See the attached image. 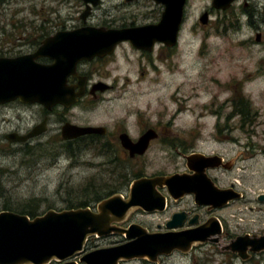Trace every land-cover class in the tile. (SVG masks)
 I'll use <instances>...</instances> for the list:
<instances>
[{"label": "rangeland", "instance_id": "obj_1", "mask_svg": "<svg viewBox=\"0 0 264 264\" xmlns=\"http://www.w3.org/2000/svg\"><path fill=\"white\" fill-rule=\"evenodd\" d=\"M57 1L0 0V22H3L0 27L8 29L4 21L10 19L16 29L51 28L53 22L59 26L60 22H64L67 12ZM119 1L124 2L114 0ZM144 1L138 0V4L128 5V14H137L135 12L141 10L138 9L139 4ZM189 7V19L176 56L167 64L159 65L160 75L151 73L147 84L138 88L133 85L128 88V92L113 96L117 100L97 112V122L112 127L114 122L131 114L130 123L135 124L137 118L140 122L138 115L142 114L143 122L169 125L166 136L182 142L186 150L191 147L206 156H219L235 164L230 173L224 171L214 174L222 180V186L234 183L249 195L264 194V33L262 31V43L256 45V33L247 24H240L239 27L236 23V8L227 11V16L215 11L209 17L207 26L202 27L199 23L200 14L212 9V0H189ZM239 19L244 23L247 20L244 17ZM192 29H196V37ZM121 75L124 76V72ZM246 102L248 116L242 122V116L238 117L234 112V105L238 104L244 111ZM250 123L253 125V135L249 134ZM13 128V123L2 125V134ZM249 143L253 150L247 148ZM98 147L95 145L93 150L86 149L73 160L61 154L57 156V149L45 150L43 153L39 150L31 157H26L22 153H7L6 149L1 148L0 170L3 172L0 174V211L4 206L19 210L39 206V215L49 210L64 211L68 204L91 199L95 191L108 188L111 184L113 186L111 180L117 176L103 172L101 164L105 160L96 155ZM176 152L159 144L147 153L144 161L128 165V171L142 172L147 176L183 172L185 162ZM90 204L92 210L97 206L96 203ZM252 208L253 215L244 209L238 218L241 219L240 225L249 221L250 225H254L250 230L258 231L264 228V214L258 209L264 207L253 205ZM159 219L163 221L165 218ZM144 222H147L145 226L148 228L158 224L157 218H148ZM120 242L119 238H92L85 245V253L112 247ZM212 252L198 248L190 256H175L164 262L237 264L226 256L218 255L220 250L216 246Z\"/></svg>", "mask_w": 264, "mask_h": 264}, {"label": "flooded vegetation", "instance_id": "obj_2", "mask_svg": "<svg viewBox=\"0 0 264 264\" xmlns=\"http://www.w3.org/2000/svg\"><path fill=\"white\" fill-rule=\"evenodd\" d=\"M57 2L63 5L67 12V16L63 20L64 22H60L59 26L53 24V22L51 23V28L42 27L27 30L25 27L23 29L14 28V23L11 19L4 21L9 28L5 29V27H0V60H15L34 56L45 41L57 35L73 34L86 28L104 31H122L156 26L159 24L162 14L164 13V6L153 0H146L147 3H145V1L140 3L138 9L141 10L135 12L137 14H133L134 12L131 13V15L128 14L127 6L138 4V0H124L123 3L120 1L114 2V0H95V5L92 3L86 4L83 0H58ZM3 4L5 5L6 2L4 1ZM234 8L236 9L234 10ZM229 10L237 11V15L235 16L236 23L239 27L240 24H247L249 28L256 33V37L254 36V43L256 45L262 43V31L264 33V0H236L227 11ZM189 11V0H186L182 11V23L177 33L176 44L174 46H168L163 42H151L148 41L146 37L144 41L147 43L141 50L134 48L129 42H121L115 45L112 52L108 55L95 56L90 60H82L77 63L74 71L71 72L65 80L67 89L72 91L71 97L68 96V103L44 107L37 104H22L17 100L13 103L1 105L0 150L2 148L6 149L7 153L13 155L22 153V155L26 156V151L30 149L44 151L57 149V156L61 154L64 155L66 159L73 160L78 157L81 147L82 149L90 148V150H93L95 145H99L104 149V156L99 155L98 157L101 159L103 158L105 160V165L110 166L109 163L138 164L140 160L144 161L147 153L153 147L160 144L163 147L176 150L178 157L182 158L185 162V170L183 172L178 171L172 174L147 176L142 172L133 173L125 171L112 180H117L119 177L127 178L130 180L129 184L126 186L121 185L118 191L104 200L114 196H120L122 200H128L132 183L142 178L152 179L175 175H185L187 178H193L195 173L188 169L185 158L194 155H203L205 157L212 156H206L194 149H190L191 147L186 150V146L182 142L169 139V135L166 136V133L169 132V125H162L160 123L151 125L149 122H143L142 114L138 115V117H140V122L137 118L135 124H133L130 123L131 114H127L126 118L114 122L111 127L105 124H99L96 117L98 111H101L113 100H117V98H113V96L128 92V88L133 85L138 88L143 84H147L149 80L148 77L151 73H156L157 76L160 75L158 66L167 64L176 56L180 48L183 32L185 31L184 28L186 29V24L189 19ZM215 11L217 14L224 13V16H227V11H218L212 8L211 10H204L200 14L199 21L201 17L206 15V27L209 17L211 14H214ZM76 15L78 18H76ZM239 16L247 19L245 20L246 22H242ZM75 22L76 24H74ZM0 24L2 25L3 22H0ZM195 33L196 29H192V34L196 37L197 35ZM34 63L48 67L53 65L54 61L46 56L34 59ZM122 72H124V76L121 75ZM234 112L238 117L242 116V109L238 107V104L234 105ZM11 123L14 124V128L2 134L1 126ZM249 125L251 127L249 134L253 135V125L251 123ZM109 127H111V129ZM244 127L245 125L243 128ZM71 128H101L104 129L105 133L104 135H90L72 140H65L63 132L65 129ZM35 129L39 130V136L29 139L26 142H15L27 136ZM147 133H152L151 136L153 139L150 141L146 153L142 156L134 155L130 157L129 152L122 147L121 138L125 136L131 143L136 144ZM250 145L251 143L248 144L247 148L253 150V147ZM262 154L264 160V149L262 150ZM219 158L223 160L229 170H224L222 168L206 169L205 176L217 190L231 191L233 195L236 194L239 198L228 200L227 202L222 198L223 200L220 199L217 201V203L219 202V204H222L220 207L199 206L194 194L187 193L180 196L178 199H173L166 187L158 188L156 189L158 195L164 200L163 211L146 213L140 208H134L126 215L121 223L115 226L128 229L130 226L137 225L150 234L167 233L171 230H167L166 225L172 221L174 216H181L183 214L184 217L180 219L181 227L172 229L171 232H182L218 223L220 234L215 237H210L206 243L193 246L187 254L175 252L168 257L158 258L155 263L141 260V264H165V259H170L175 256H190L191 252L198 248L209 249V252L213 253L212 250L215 249V246L220 250L218 255L226 256L228 260L235 261L237 264H264V252L252 253L250 252V248L247 247L246 251L242 253L243 259H241L238 253H232L227 250L232 242L238 238L249 237L250 239H255L264 236V228L258 231H251L250 228L254 225H250L249 221L240 225L241 219L238 218L241 213H244V209L249 210V213L253 215V205L264 207V198L262 199L263 201H259V198L264 196V194L261 193L256 195L255 193H251V195H249L246 190L237 188L234 183H226L222 186L220 184L222 180L215 177L214 174L224 171L230 173L234 170L235 164L226 162L222 157ZM191 166L196 169L198 168L195 164ZM262 171L264 173V165L262 166ZM2 172L3 171L0 170V174ZM108 174L113 176V172H109ZM204 189L205 188L201 187L200 189H193V191L202 195L204 192L206 193ZM124 191H126L125 194ZM228 195L231 196L232 194L228 193ZM155 201H159L158 197ZM99 203H97V205ZM88 209L90 208L88 207ZM263 209L264 208H259L258 211H262L264 214ZM90 210L96 213L97 206L95 209ZM138 218L143 220H134ZM148 218H157L158 224H156L154 228L146 227L145 225L147 222H144V220ZM159 218L165 219L161 221ZM110 237L119 238L121 242L118 243V245L126 242L123 236L116 234H111L102 238L93 237V239L101 240ZM210 240H217V242H210ZM89 241L90 239L87 242ZM223 242H225L224 245H222ZM118 245L116 244L115 246ZM214 254L217 255V253ZM203 255H206V253H203ZM196 259L197 258H195L194 261H196ZM133 262L137 261L121 262L119 264H131Z\"/></svg>", "mask_w": 264, "mask_h": 264}, {"label": "water", "instance_id": "obj_3", "mask_svg": "<svg viewBox=\"0 0 264 264\" xmlns=\"http://www.w3.org/2000/svg\"><path fill=\"white\" fill-rule=\"evenodd\" d=\"M83 1L86 4L96 3L95 0ZM153 1L164 6V13L156 26L122 31L86 28L73 34L57 35L45 41L34 56L0 60V106L17 100L22 104H37L44 107L68 103V96L71 97L72 91L67 89L65 80L74 71L77 63L95 56L108 55L115 45L121 42H129L134 48L141 50L147 43L144 41L147 37L148 41L174 46L186 0ZM234 1L236 0H212V8L227 11ZM199 22L205 26L207 16L201 17ZM46 56L54 61L53 65L45 67L34 63V59ZM104 133V129L101 128H71L63 132L65 140ZM151 134L147 133L136 144L123 136L122 147L129 152L130 157L142 156L153 139ZM37 136L39 130L35 129L15 142H26ZM185 160L188 169L195 173L193 178L175 175L139 179L132 183L128 200L114 196L101 201L97 205L96 213L88 208L49 210L42 216L30 219L16 213L0 212V264H119L141 260L155 263L158 258L168 257L175 252L189 253L193 246L206 243L210 237L218 236L219 224L171 232L172 229L181 227L180 219L184 217L182 214L174 216L166 225L167 230H171L167 233L150 234L137 225L128 229L115 226L134 208H140L146 213L163 211L164 200L158 195L156 190L158 188L166 187L173 199L187 193L194 194L199 206L220 207L222 204L217 201L222 198L225 202L239 198L231 191L217 190L205 176L206 169L229 170L221 158L194 155ZM194 164L198 166L197 169L191 166ZM201 187L205 188V194L193 191ZM157 197L159 201H155ZM263 198L264 196L259 198V201H263ZM111 234L123 236L126 242L85 253V245L89 239L107 237ZM247 247L252 253L264 252V236L255 239L238 238L227 250L238 253L243 259L242 253Z\"/></svg>", "mask_w": 264, "mask_h": 264}, {"label": "trees", "instance_id": "obj_4", "mask_svg": "<svg viewBox=\"0 0 264 264\" xmlns=\"http://www.w3.org/2000/svg\"><path fill=\"white\" fill-rule=\"evenodd\" d=\"M240 104H243V101L240 100ZM243 106V105H242ZM246 109H248V105L246 102V107L243 109L244 111L241 112L242 114V122L247 120V116H248V112L246 111ZM86 149H90V148H86ZM86 149H82V147L80 148L79 154L78 156H81L82 153L85 152ZM104 149L103 147H98V150L96 152L97 156H104L103 153ZM35 152H39V150H27L26 151V157H31V155H33ZM41 153L44 152V150H40ZM108 155V154H107ZM39 156H42V154H40ZM111 156V155H108ZM110 166L105 165V162H103L101 165L103 167V172H106L107 174L110 172L113 174L116 173V176L120 175L121 173L128 171V164H119V163H109ZM73 166V165H72ZM105 167V168H104ZM110 167V170H109ZM116 171V172H115ZM112 182L114 183L113 186L105 188V189H100L94 192V195L91 199L88 200H84L82 202H79L77 204H68L67 210H75V209H85L88 208L91 204L90 203H99L100 201L108 198L109 196H111L114 192L118 191L119 188L122 186H126L129 184L130 180L127 178H117V180H112ZM38 208L39 206H28L26 208H22L21 210L19 209H14V208H10L7 206H4L3 209L1 211L3 212H11V213H16L19 215H24L29 217L30 219H34L35 217L40 216L38 214Z\"/></svg>", "mask_w": 264, "mask_h": 264}]
</instances>
